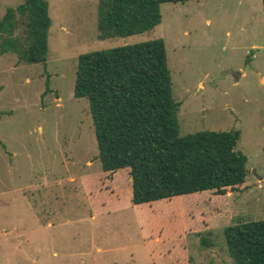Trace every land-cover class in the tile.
<instances>
[{
    "label": "rangeland",
    "instance_id": "1",
    "mask_svg": "<svg viewBox=\"0 0 264 264\" xmlns=\"http://www.w3.org/2000/svg\"><path fill=\"white\" fill-rule=\"evenodd\" d=\"M44 65L0 55V264H232L222 231L264 220V9L260 0L159 6L160 23L97 39V0H45ZM23 0H0L6 9ZM161 39L178 137L238 132L244 182L130 204L127 169L104 173L88 105L72 88L79 55Z\"/></svg>",
    "mask_w": 264,
    "mask_h": 264
},
{
    "label": "trees",
    "instance_id": "2",
    "mask_svg": "<svg viewBox=\"0 0 264 264\" xmlns=\"http://www.w3.org/2000/svg\"><path fill=\"white\" fill-rule=\"evenodd\" d=\"M187 1L97 0V39L150 31L160 23L161 4ZM49 25L45 0L6 9L0 55L44 65ZM72 97L87 102L101 171L128 170L131 205L203 192L223 196L244 182L246 158L235 150L237 131L178 137L179 103L171 97L161 39L79 55ZM222 235L232 264H264V220L225 227Z\"/></svg>",
    "mask_w": 264,
    "mask_h": 264
}]
</instances>
